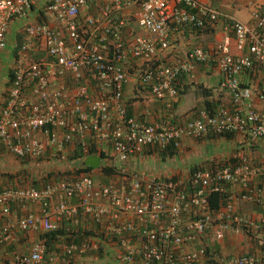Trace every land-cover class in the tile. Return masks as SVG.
Listing matches in <instances>:
<instances>
[{
  "label": "built area",
  "instance_id": "2783aa9c",
  "mask_svg": "<svg viewBox=\"0 0 264 264\" xmlns=\"http://www.w3.org/2000/svg\"><path fill=\"white\" fill-rule=\"evenodd\" d=\"M40 2L0 0V53L8 22ZM87 9V0H48L43 15L57 27H23L0 110V145L18 160L54 162L65 161L71 147L81 164L87 156L104 160L107 147L106 167L123 183L117 188L78 174L39 188H1L0 264H73L75 256L108 254L117 264H264V163L226 160L209 171L197 168L183 181L128 174L119 166L147 151H177L184 138L237 134L243 143L264 141V89L241 83L248 74H263L264 82V4L251 11L250 24L200 0H105L96 15H83ZM218 21L223 35L211 51L194 47L176 64L157 63L172 33L202 31ZM131 24L146 35L124 39L122 29ZM37 49L40 58L25 59ZM133 62L138 85L167 106L178 99L180 74L211 63L227 104L198 110L181 124L128 116L124 67ZM244 204L260 207V215L240 213ZM62 226L50 250L39 237ZM228 234L256 240L257 250L227 258L207 248L206 241Z\"/></svg>",
  "mask_w": 264,
  "mask_h": 264
},
{
  "label": "crops",
  "instance_id": "0c3cea01",
  "mask_svg": "<svg viewBox=\"0 0 264 264\" xmlns=\"http://www.w3.org/2000/svg\"><path fill=\"white\" fill-rule=\"evenodd\" d=\"M48 0H41L40 3L31 8V10L21 19H11L8 22L7 32H6V44L4 50L0 53V68L2 65V60L7 55L6 48L8 46L12 49L13 61L7 65L6 76L8 69L11 68L15 59L18 57L17 43L23 39V27L34 23H47L53 28L57 27V24L52 19L46 18L43 15V6ZM105 0H100L98 4L93 3V0H88L89 9L83 11V15H96L99 11L100 2ZM264 0H200L201 3L206 6L217 9L225 14L231 15L236 19L240 20L245 24L251 23L250 14L253 9L260 10ZM134 10V7L130 8ZM125 14V13H124ZM127 12V16H128ZM82 18V15H81ZM124 39L132 34L143 35L145 32L138 29L135 25L131 24L130 27H125L121 32ZM222 23L216 22L212 24L209 28L202 31H190L183 30L181 32L172 33L170 35L171 43L170 47L164 51H161L156 56L157 63L161 64H176L178 61L183 59L185 53L194 47H199L204 50L211 51L217 46L222 38ZM232 35H230L231 37ZM15 50V54L13 51ZM230 52L234 53L233 47L230 46ZM42 56L39 49L32 50L28 54H25V59H36ZM134 65H126L124 67L127 76V84L123 88V100L126 105V112L128 116L134 117L138 120L145 121L147 123H158V124H169V123H184L187 120L193 119L198 110L205 109L207 111H212L218 103L227 104V95L224 93H217V83L220 79V74L218 70L211 63H195L190 74H180L176 80V87L178 89V99L176 102L167 106L163 101L153 100L147 90L143 89L138 85L137 75H138V63L133 62ZM263 74L262 75H246L241 78V83L243 85L249 86L253 91L264 89ZM10 83L8 84V76L6 81L0 82V110L4 106V102L7 95V90ZM220 146L222 151H228V148L235 150L237 148H247L249 143H243L242 138L237 134H231L230 138L225 139L220 136L207 135L199 139H189L184 138L181 143L180 149L172 152L171 154H163L154 151H147L140 158L131 157L126 163L119 164L126 173L145 175L149 177H155L158 179L180 180L183 181L187 178L189 169L191 167H200L201 169H211L215 165L219 164V159L222 158V154L217 156H211L208 160H200L192 162L188 168L176 166V160L183 158L184 156H189L195 152V147L199 145H211ZM253 144V143H252ZM257 149L254 155H258L259 151L264 154V141H259L254 143ZM226 146H228L226 148ZM226 148V149H224ZM73 148H68L69 157L74 160H79L73 157ZM101 157L104 158L109 149L107 147L101 149ZM263 150V151H262ZM94 153V149L91 150ZM77 156V154L74 153ZM96 157V156H95ZM230 157H235L231 155ZM12 159H16L13 156L8 155L4 148L0 145V189L1 188H24L33 186H21L17 187L16 183L8 185L7 177H4V173H11V169L15 168L18 164L13 165ZM45 160V159H44ZM104 160L99 159V166L97 168H90L87 173H79L82 175L90 176L95 182L108 185L114 184L117 188H121L123 183L122 179L119 178L115 173L111 172L109 167H106ZM222 160V159H221ZM9 164H6V162ZM41 161V160H38ZM230 161V160H229ZM5 162V163H4ZM79 162V161H77ZM222 162V161H220ZM166 163V167H164ZM75 167L77 168L80 163ZM163 166L166 170L157 174L154 170ZM102 168H107L110 173L105 174L102 172ZM10 170V171H9ZM160 175V176H159ZM46 182V181H45ZM235 188L232 187V192H235ZM264 198V193H263ZM36 210V206L31 207ZM237 209V208H236ZM238 210L242 214L250 215L256 218L260 215V207L253 206L251 204H244L238 207ZM36 239L37 237L33 235ZM207 248L215 250L216 254L220 257H233L243 252H253L257 250V241H250L249 239L239 236V235H226L219 242L206 241ZM52 245V244H51ZM108 252V251H107ZM108 254V253H107ZM109 256V254H108ZM95 259L92 255L83 257L75 256L72 260L73 264H117L115 260L109 257Z\"/></svg>",
  "mask_w": 264,
  "mask_h": 264
},
{
  "label": "rangeland",
  "instance_id": "374dc122",
  "mask_svg": "<svg viewBox=\"0 0 264 264\" xmlns=\"http://www.w3.org/2000/svg\"><path fill=\"white\" fill-rule=\"evenodd\" d=\"M99 1L100 0H93V3L98 4ZM6 51H7V55L2 60L3 66L0 68V82L6 81L7 65H9L13 61L11 47L8 46L6 48ZM13 54H15V50L13 51ZM220 146L223 147L221 143L219 144V146L199 145L195 147V152L193 154L186 157L184 156L183 158L176 160L175 165L178 167H184L185 169L188 168V166L194 161L208 160L211 156H217L218 154H222V158L218 160L219 163H221L220 161L228 160L227 157L231 155H238V151L235 152L233 149H231V145L230 148H228V151L226 152L222 151V149H220ZM227 147L228 146H226V148ZM10 156L12 155L10 154ZM251 159L256 161L255 157ZM11 161L13 162V165L15 164L14 161H16V164L18 165L15 168L11 169V173L8 172L4 173V177H7V182L9 186L10 184L16 183L17 187L33 186L39 188L41 185L45 183V181L55 182L60 178L67 179L77 176V174L72 171L76 169L75 167L78 165L77 164L78 162L75 160H74L75 162H73V158L71 157H67L66 160L63 162H54V161H49L47 159L45 160L43 159L41 161L24 160L22 163L19 162L18 159H12ZM6 164H9V162L7 161ZM166 166L167 165L165 163L164 167ZM164 167L160 166L159 168L157 167L154 170L156 171L157 174L161 175V172L166 170ZM47 173H49V175ZM55 244L56 243L54 244L52 243V245L50 246V250H54Z\"/></svg>",
  "mask_w": 264,
  "mask_h": 264
},
{
  "label": "trees",
  "instance_id": "16d2710c",
  "mask_svg": "<svg viewBox=\"0 0 264 264\" xmlns=\"http://www.w3.org/2000/svg\"><path fill=\"white\" fill-rule=\"evenodd\" d=\"M23 42V39H21V41H19V43H17V48L20 46V44ZM10 68L8 69V72H7V76H8V84L10 83V78H11V72H10ZM220 137H223L225 139H228L230 138L231 134H223V135H219ZM257 149H261L259 147H257L256 145L254 144H249L247 146V148H237L235 149L234 151L237 152L238 151V155H235V157H230L229 160L230 161H236V160H240V158L242 157H245V158H248L249 159V162H253L254 160L251 159V158H256V162H259V163H264V154H261V152L259 151L257 156L256 155H252L250 153H254ZM263 151V150H262ZM92 153V151H91ZM159 153H163V154H171V150H167V151H161ZM252 155V156H250ZM101 157V156H100ZM19 162H23V160H18ZM201 169L200 167H191L189 169V172L190 173L191 171L195 170V169ZM90 170L89 167H84L83 164L80 163V165L72 172L76 173L77 175L79 173H87L88 171ZM203 170V169H202ZM204 170L206 171H209V169L205 168ZM102 172L105 173V174H108L110 173V170L107 169V168H102ZM49 175V173H47ZM15 187V186H13ZM12 187V188H13ZM36 188V187H34ZM216 201H217V194H212L210 195V198H209V204L210 206H215L216 205ZM63 224V223H62ZM62 234H64V226H62L61 228L53 231V232H50V233H47L45 235H42L40 236L39 238H45L46 239V243L51 246V242L52 241H56Z\"/></svg>",
  "mask_w": 264,
  "mask_h": 264
},
{
  "label": "water",
  "instance_id": "95a60500",
  "mask_svg": "<svg viewBox=\"0 0 264 264\" xmlns=\"http://www.w3.org/2000/svg\"><path fill=\"white\" fill-rule=\"evenodd\" d=\"M82 164L84 167L97 168L98 167V158L95 156H87L82 159Z\"/></svg>",
  "mask_w": 264,
  "mask_h": 264
}]
</instances>
